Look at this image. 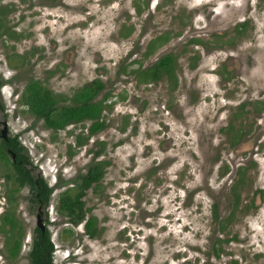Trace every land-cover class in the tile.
<instances>
[{"label": "rangeland", "instance_id": "rangeland-1", "mask_svg": "<svg viewBox=\"0 0 264 264\" xmlns=\"http://www.w3.org/2000/svg\"><path fill=\"white\" fill-rule=\"evenodd\" d=\"M0 11L2 32L21 36L0 38L7 125L52 190L44 225L53 264H264V201L254 196L264 193V112L256 118L247 109L241 144L231 145L226 133L236 106L264 101V0H1ZM240 22L247 25L238 38L233 29ZM163 33L168 42L144 58L147 44ZM228 39L230 46L223 44ZM169 53L178 55L175 89L165 79L138 83V67ZM28 80L65 98L64 106L99 80L110 93L105 128L79 148L74 137L85 136L88 123L46 130L22 106L19 93ZM97 161L107 163L104 176L83 202L101 233L89 239L84 223L71 227L56 209L60 194ZM244 164L252 165L238 210L250 201L256 209L226 223L230 187ZM1 175L0 164V217ZM29 197L27 188L16 194L20 250L8 261L0 234V264L28 262L36 226Z\"/></svg>", "mask_w": 264, "mask_h": 264}, {"label": "trees", "instance_id": "trees-1", "mask_svg": "<svg viewBox=\"0 0 264 264\" xmlns=\"http://www.w3.org/2000/svg\"><path fill=\"white\" fill-rule=\"evenodd\" d=\"M1 16L2 11H0V38L2 34H6L10 39L9 41L19 40L21 36H17L14 32L9 31V29L4 33L2 32ZM167 34L163 33L151 40L147 46L146 55H149V53L153 54L164 43H167L169 39ZM128 35H130V32H127L123 37ZM170 61V56L162 57L152 68L141 71L136 70L138 83L145 82L149 77H151L150 81H156L159 77L160 69H167L169 73L171 68ZM152 74L155 75L150 76ZM104 90V84L99 80H94L77 90L69 99L71 104L64 106L62 102L65 101V98L55 96L39 82L31 80L25 85L20 100L22 106L30 116L34 117L36 121H42L44 128L54 133L63 131L69 126L88 123L86 135H76L74 137L75 147L79 148L90 137L105 128L102 113L111 108V106L107 105L110 93L104 92ZM99 96L101 97L98 100ZM18 145L15 139L13 143L10 140L7 144L0 142L1 177L5 181V196L7 198L5 211L0 217V234H2L5 241L6 259L8 261H13L17 257L23 236V230L14 212L16 208L15 194L18 188L27 187L31 194H36L37 201H34V203H37L38 206H42L43 204L45 206L49 202V196L52 192L41 177L34 176L30 170H27L28 167L32 166L21 153L22 148ZM7 147L15 155V163L9 161V156H7L5 149ZM99 147V151L94 153L96 157L101 154L104 144L99 143ZM73 154L74 152H69V157H72ZM106 166V162L99 161L90 164L83 175H78L76 180H72L75 185L74 189H68L63 192L58 199L57 213L71 227L84 223V234L89 239L97 238L101 231L98 229L97 221L93 216L86 217L88 210L84 208L83 199L86 192L92 186H97L102 180ZM237 176L238 180L234 181L230 187V195L233 198V202L231 204V213L223 221L226 223H229V220L234 218L235 213L239 214L241 212L238 210L239 189L243 187V174L240 170L237 172ZM30 202H33V200L31 199ZM213 217L217 219L215 209L213 210ZM32 234L34 236H32L30 249L27 253V264H53L52 254L54 252V245L50 241L48 231L45 230L44 233H41L40 230L34 229ZM219 244L220 241L218 240L214 242V246H218ZM231 264L237 263L232 262Z\"/></svg>", "mask_w": 264, "mask_h": 264}, {"label": "flooded vegetation", "instance_id": "flooded-vegetation-1", "mask_svg": "<svg viewBox=\"0 0 264 264\" xmlns=\"http://www.w3.org/2000/svg\"><path fill=\"white\" fill-rule=\"evenodd\" d=\"M1 1V0H0ZM50 1H54V0H50ZM246 25L247 24H245L244 22H240V23H237V24H235V26H234V29H233V35L234 36H236V37H238V38H240V37H243V35H244V33H243V31L245 30V27H246ZM158 36H160V35H158ZM158 36H156V37H158ZM223 36L224 35H222V36H218V37H216V40H215V42H219V43H221V39L223 38ZM155 37V38H156ZM155 38H153V39H155ZM152 39V40H153ZM192 43H193V45H195V46H199L200 44L199 43H197V42H193V41H195V40H190ZM190 41H188V42H190ZM223 43V42H222ZM149 44V43H148ZM148 44H147V46H148ZM223 44H226L227 46H230L231 45V40L230 39H228V41L227 42H224ZM202 45V44H201ZM182 53V51L180 52V54ZM147 54V52L145 51V53H144V58H148L149 56H151L152 54H150L149 53V55H146ZM166 56H170V58H171V61H170V63H171V68H170V71H169V73L167 72V69L165 70V69H160V73H159V77H158V79L156 80V81H150L151 80V77H149L145 82H143V83H147V84H152V83H157V82H159V81H161L162 79H165V80H167V86L168 87H170L171 86V88H173V89H175V87H176V84H177V73H178V64H177V59H178V55H174V54H166V55H164V56H162V57H166ZM161 57V58H162ZM161 58H159L154 64H156ZM191 61H197V56H192L191 58ZM136 62H132V64L131 65H134ZM154 64L151 66V67H149V68H146V69H143V70H147V69H150V68H152L153 66H154ZM189 65H191V67L193 68L194 67V65H195V63L194 62H192V63H190ZM137 70L138 71H141V68H137ZM131 72H134V71H131ZM130 72V73H131ZM155 74H152V75H150V76H154ZM29 81H31V80H28L25 84H24V86H23V88H22V91L19 93V96H20V98H21V95H22V92L24 91V88H25V85L29 82ZM33 81V80H32ZM2 83L0 82V113L2 112L3 114H2V116L3 117H1L2 119H1V122H0V125H2V123L4 122L5 123V126H6V132H5V139L4 138H2V136H1V131H2V126H0V142H4V143H8L9 142V140L10 141H12V143H13V140L15 139V142L16 143H18L19 145V147H21L22 148V151H21V153L23 154V156L26 158V160L31 164V162H30V160H29V158H28V155H27V153H26V151H25V148L23 147V145H22V143H21V136L19 135V134H13V135H11L10 136V134H9V129H8V125H7V115L5 114V112L7 111L6 110V105H5V101H4V99H3V97H2V90H3V86L1 85ZM174 84V85H173ZM247 109H249L250 110V112L257 118V117H260V115L264 112V101H257L256 100V102H251V103H246V102H243L242 104H240L239 106H236V110L237 111H235L234 113H233V121L231 122L233 125H236L237 124V127L235 128V130L233 129V126H232V124L229 126V127H227L226 128V133H228L229 134V141H230V144L231 145H234V144H236L237 142H239L240 140V143L239 144H241L243 141H244V138L246 137V134L248 133L246 130H243L241 127V122H242V120L245 118V112L246 111H248ZM33 120L35 121V122H38V121H36L35 119H34V117H33ZM22 131H24V129L22 130ZM28 134L30 133V132H27ZM257 137H259L258 135H257ZM238 145V144H237ZM6 149V153H7V156H9V161L11 162V163H15V155L9 150V148L7 147V148H5ZM12 155L14 156V159H12ZM96 159H98V158H96ZM20 163V162H19ZM251 165L252 164H249L248 166H245V164L244 165H242L240 168H238V171L240 170L241 172H242V174H243V176H242V178H243V182L245 183L246 182V177H247V173H248V171H249V168H251ZM31 166H32V164H31ZM24 167H26L25 165H24ZM242 167H244V168H242ZM27 170H30V172H31V174L32 175H34V176H38V177H41V175L40 174H35L34 173V170H35V168L32 166V167H28L27 168ZM87 170V169H86ZM237 171V172H238ZM42 178V177H41ZM43 179V178H42ZM3 180V179H2ZM44 180V179H43ZM238 180V176H237V178H236V180L235 181H237ZM3 183H5V181L3 180ZM17 188H18V186H16ZM24 188H27V187H24ZM21 189H23V188H18V191L16 192V194L21 190ZM28 190H29V188H27ZM29 193H30V191H29ZM5 194H6V192H5V188H4V191H3V200H4V203H5V206H6V202H7V198H6V196H5ZM16 194H15V200H16ZM258 200H260V202H263L264 201V193L261 191V190H258L257 192H255V195H254ZM33 200V202H30L31 204H33L34 206L33 207H36V216L37 215H39L40 216V218L43 220L42 221V224H43V226H44V231L45 230H47L46 229V227H45V223H47V221H48V219H47V208H48V206H49V202L44 206V204L42 205V206H38L37 205V203H34V201H37V198H36V194H31L30 193V197H29V201L30 200ZM16 203H17V200L15 201ZM241 208L242 209H240V211H242L243 213H244V215L246 214V215H248V214H250V211L251 210H255L256 209V206H255V203L254 202H249L248 204H245L244 206H241ZM34 210H35V208H34ZM35 229H38V228H36L35 227ZM39 230V229H38ZM44 231H43V233H44ZM32 236H34L33 234H32ZM232 262H230V264H231Z\"/></svg>", "mask_w": 264, "mask_h": 264}, {"label": "water", "instance_id": "water-1", "mask_svg": "<svg viewBox=\"0 0 264 264\" xmlns=\"http://www.w3.org/2000/svg\"><path fill=\"white\" fill-rule=\"evenodd\" d=\"M0 126H2L1 136H2V138L5 139V132H6L5 123L3 122L2 125H0ZM12 159H14V156L13 155H12ZM42 221L43 220L40 218V216L37 215L36 216V226L35 227L38 228L41 233H43V231L45 229L44 226H43V224H42Z\"/></svg>", "mask_w": 264, "mask_h": 264}]
</instances>
